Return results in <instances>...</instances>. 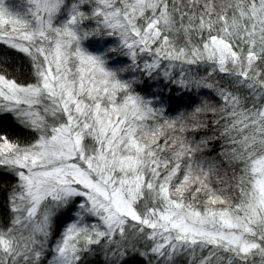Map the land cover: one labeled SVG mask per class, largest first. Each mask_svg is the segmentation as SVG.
<instances>
[{
    "label": "snow or ice",
    "instance_id": "snow-or-ice-1",
    "mask_svg": "<svg viewBox=\"0 0 264 264\" xmlns=\"http://www.w3.org/2000/svg\"><path fill=\"white\" fill-rule=\"evenodd\" d=\"M0 45V264H264V0H0Z\"/></svg>",
    "mask_w": 264,
    "mask_h": 264
},
{
    "label": "trees",
    "instance_id": "trees-1",
    "mask_svg": "<svg viewBox=\"0 0 264 264\" xmlns=\"http://www.w3.org/2000/svg\"><path fill=\"white\" fill-rule=\"evenodd\" d=\"M6 47L4 45H0V52L4 54V58L7 60V64L4 65V67L7 68L8 72L12 76H19L20 69L23 67V70L25 73L29 71V63L25 57H23V54L16 53L13 50H5ZM172 88L171 95L173 97H177L179 94V89L176 88L175 86H169ZM164 94L165 96L169 95L168 89L164 88ZM14 123L11 121V119L7 122L8 124V133L10 136H14V133L11 129V124ZM5 199H6V192L5 191H0V210H3L6 212L5 208ZM93 259V264H100L101 262V256L97 255L96 257L92 258Z\"/></svg>",
    "mask_w": 264,
    "mask_h": 264
},
{
    "label": "bare ground",
    "instance_id": "bare-ground-1",
    "mask_svg": "<svg viewBox=\"0 0 264 264\" xmlns=\"http://www.w3.org/2000/svg\"><path fill=\"white\" fill-rule=\"evenodd\" d=\"M5 47H6V46H5ZM5 50H8V49H7V47H6V49H5Z\"/></svg>",
    "mask_w": 264,
    "mask_h": 264
}]
</instances>
